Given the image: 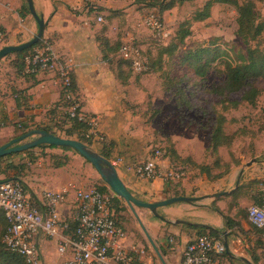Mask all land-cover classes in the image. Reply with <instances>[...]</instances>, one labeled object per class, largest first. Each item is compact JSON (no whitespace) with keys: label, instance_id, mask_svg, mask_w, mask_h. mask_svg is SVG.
<instances>
[{"label":"crops","instance_id":"crops-1","mask_svg":"<svg viewBox=\"0 0 264 264\" xmlns=\"http://www.w3.org/2000/svg\"><path fill=\"white\" fill-rule=\"evenodd\" d=\"M32 1L37 14L44 19L46 27L43 38L49 41L57 63H71L70 69L81 110L84 114L98 119L104 140L94 143L93 150L103 157H110L108 160L115 164L118 176L138 199L155 202L172 198L176 194L177 197L196 199L192 204L180 202L159 209L158 213L163 220L155 218L147 210L136 208L135 212L144 232L128 206L118 198L126 208V211L116 214L118 224L126 232L122 246L125 249L134 247L141 251L146 244L159 264H181L185 246L195 238V232L187 226H206L212 231L216 230L220 240L227 243L225 257H220L215 261L216 264H255L250 256L252 250L258 258L257 264H264V248L255 249L257 237L252 233L247 219V209L254 205L253 197L259 198L260 194L264 196V163L257 160V163L244 169L236 191L242 184L253 181L258 183L242 190L237 196L234 191L215 200L210 196L235 188L238 172L243 166H240L241 163L240 167L232 165L228 174L214 181L208 180L205 175L202 176L204 178H192L185 174L176 182H148L138 180L133 174L132 166L149 157L159 129L156 125H144L140 117L134 118L131 111L133 106L126 92L131 88L132 82L123 86L118 81L116 72L104 58L97 40L104 36L113 44L117 40L123 43L131 37L129 33H126L127 38L124 39L119 36L122 14L128 11L126 4L121 0L104 1L95 5L84 0ZM26 5L25 0H0V30L4 35L0 48L23 44L38 32L37 22L25 10ZM94 6L102 11L95 12L91 9ZM124 17L129 18L127 15ZM97 18H101V22H97ZM103 29L105 32L101 33ZM15 61L13 55L0 61V137L8 136L11 140L23 135L26 128L47 124L51 111L61 100V87L55 72L29 75L25 71V65L23 71L18 72ZM171 144L182 160L190 158L197 164L199 153H205L208 148L209 137L208 145L202 150H199V144L197 148L195 142V148L185 145L188 148L182 150L175 138H172ZM52 150L53 154L49 156L37 155L36 152L22 156L21 162L25 164V170L20 180L26 188L29 200L34 199V204L40 211L44 210V191L67 189L65 202L60 207V217L62 224L71 229L75 226L77 212L75 189H88L93 184L83 176L80 177L69 166V160L65 165L56 167L58 157L77 159L71 152ZM19 159L2 160L0 167L3 168L11 162L20 163ZM175 165L170 157H163L159 162L161 173L174 169ZM91 174L93 177V172ZM2 179L3 176L0 175V180ZM95 185L107 188L104 183L95 182ZM105 193H111L109 188ZM225 217L240 226L229 229ZM177 221L189 224H177ZM69 229L66 228L61 234L69 235ZM35 244L40 264H65L69 257L60 255L57 241L42 230L38 231Z\"/></svg>","mask_w":264,"mask_h":264},{"label":"rangeland","instance_id":"rangeland-1","mask_svg":"<svg viewBox=\"0 0 264 264\" xmlns=\"http://www.w3.org/2000/svg\"><path fill=\"white\" fill-rule=\"evenodd\" d=\"M121 1L126 4L128 11L122 14L119 36L124 39L127 38L126 33H129L128 35L131 36L130 39L133 40L140 55L142 53L143 56H146L142 58L144 65L141 73H135L131 66H129V70L127 69L131 74L132 86L126 92L133 106L131 111H133L134 118L140 117L144 125H156L159 129L157 140L153 142L150 153L154 148L164 151L166 146H172V138L178 140L182 150L188 148L184 147L185 145L198 148V144L201 146L199 150H202L204 146L208 145V137L215 121V115L222 113L227 120L225 126L227 133L240 132L242 129L244 134L236 137L229 150H220L221 159L228 163H230V159L238 160L241 163L240 166L251 159L264 163V78L254 82V86L261 90L254 108L240 104L236 110L230 109L224 112L219 103L220 100L209 93L212 85L225 79L224 64L226 62L233 66L240 64L237 56L244 52L243 46L235 35L238 28L236 8L230 4L213 2V0H186L182 5L163 14L162 24L167 37L161 36L160 39L144 24L145 17L150 13H155L154 9H149L144 4L137 3L136 0ZM210 1L212 4L208 10V17L204 21H195L194 15L202 12L206 3ZM255 4L260 17L264 19V0H255ZM125 15L129 18L126 19ZM184 30L188 31V36L184 39L183 44H179L180 33ZM171 44L177 45L171 56L161 53ZM203 49L210 50L215 59L213 65L207 70L205 78L202 79L195 75L184 58L188 53L192 55ZM158 55L162 60L159 71L156 61ZM151 64L152 66L155 64V66L150 69ZM166 87L169 90H166ZM230 99L232 101L239 100V95H232ZM32 139L29 137L14 146ZM193 140H195L196 146L193 145ZM10 141L11 138L8 136L0 137V145ZM52 151L54 150H42V152L35 150L33 152H36L37 155L49 156L53 154ZM72 154L77 159L70 158L69 166L77 171L80 177L88 179L94 185H91V188L96 186L95 182L104 183L89 163L81 156ZM199 154L200 158L197 159V164H212L213 159L210 155H206V152ZM20 157L17 156L13 159ZM197 164L194 166L183 165L177 168L181 169L186 177L204 178L202 177L204 173L199 172ZM88 170L93 172V177L90 172L88 173ZM211 171L214 175L223 170L217 168L211 169ZM4 225L5 221L0 214V246H2ZM143 250L144 261L147 264H159L153 254L149 252L146 244L143 246Z\"/></svg>","mask_w":264,"mask_h":264},{"label":"built area","instance_id":"built-area-1","mask_svg":"<svg viewBox=\"0 0 264 264\" xmlns=\"http://www.w3.org/2000/svg\"><path fill=\"white\" fill-rule=\"evenodd\" d=\"M95 5L112 0H84ZM97 18V22H101ZM144 24L160 39L167 37L160 17L156 13L148 14ZM162 36V37H161ZM4 35L0 30V45ZM131 37L120 46L119 55L123 60L130 61L135 73L143 70L144 62L138 48L134 46ZM25 71L28 74L40 72H55L64 91L68 104L67 115L88 126L87 137L102 142L103 135L99 129L96 117L88 116L81 110L78 99L70 92V62L60 65L51 46L33 50L23 58ZM163 153L154 148L149 157L132 166L131 170L140 181L162 180L176 182L185 175L180 170H167L161 173L159 162ZM113 164V163H112ZM115 166V164H113ZM67 189L60 191L46 190L42 194L44 210L40 211L30 203L24 188L18 183H0V210L3 213L7 227L2 243L11 252L25 258L27 264H40L35 238L39 230L57 241L58 253L69 255L65 264H147L144 261V250L134 247L125 249L122 241L126 238L125 230L114 219L111 200L114 194L103 193L95 188L75 189V231L69 235L61 232L67 227L62 224L60 207L65 202ZM248 221L257 229H264V207L250 206L247 209ZM225 251L222 240L210 235H202L188 242L185 246L181 264H216L213 255Z\"/></svg>","mask_w":264,"mask_h":264},{"label":"trees","instance_id":"trees-1","mask_svg":"<svg viewBox=\"0 0 264 264\" xmlns=\"http://www.w3.org/2000/svg\"><path fill=\"white\" fill-rule=\"evenodd\" d=\"M185 1L186 0H136L137 3L144 4L149 9H154L155 10L154 12L158 14L161 21L163 14L165 12H168L177 6L182 5L183 2ZM213 2L230 4L236 8L238 14V18H237L238 28L235 35L238 38L241 45L243 46L244 52L240 53L237 56L238 60L240 61V64L234 66L229 62H226L224 64L225 79L219 83L212 85L211 88L209 89V93L213 95L215 98L220 100L219 103L221 104L222 110L224 112L230 109L236 110L240 104H246L247 106L254 108L256 107L257 100L261 94V90H259L254 86V82L258 79L264 78V19L260 17L257 11L255 0H246L244 2H239L238 0H213ZM211 4L212 1L206 3L204 10L194 15V20L204 21V19L208 17V10ZM91 9H93L95 12L102 11L99 8H95V6ZM25 10L28 12L27 5L25 7ZM104 32L105 29H103L101 33ZM187 33H188L187 30H184L182 33H180L179 44H183L184 39L188 36ZM101 37H98L97 40L99 43V47L103 52L104 58L108 60L109 65L114 69V72H116V77L118 81L123 86H127L131 78V74L128 71L129 70L128 68L130 66V61L123 60L119 55V49L121 46L120 44L122 43L119 40H117L115 41V43L111 44V42L107 38H105L104 36L102 38ZM46 46H50V43L45 38H42L33 47L24 50L22 52L10 54L15 57L16 60L15 67L17 68V71L18 72L23 71V67H24L23 58L27 54H29L33 50L43 48ZM176 48H177L176 44H171L166 48H164L161 51V53H165L166 55L171 56L175 52ZM110 55L112 56L109 58ZM141 56L142 58L146 57L143 56L142 53ZM209 57L212 58L210 59ZM184 59L188 63L189 68H191L195 72V75L203 79L205 78V74L207 70L213 65V60L215 59V56L212 55V52L210 50L203 49L196 53H193L192 55L188 53L186 58ZM156 61H157V69L159 71V69H161L160 64L162 62L160 55H158ZM153 66H155V64ZM153 66L151 64L150 69L154 68ZM35 74L37 73H33L29 75H35ZM69 80H70V92L74 96V98L78 99V94H77L78 92L74 83L72 71H70ZM166 90H169V88L166 87ZM64 91L65 89L61 87V100L60 103L55 106L56 108L51 111L50 121L45 125L36 126L35 128L32 129L26 128V132H24L23 135L33 130H42L49 134H53L55 136H59V137L63 136L62 138H66V139L75 138V140L93 149L92 146L94 145V143H101V142L94 141L92 138L87 137L89 128L86 124H84L83 122H79L77 119H70L68 117L67 115L68 104L64 98L65 95ZM232 95H239V100L232 101L230 99V96ZM226 123L227 120L224 114L219 113L215 115V121L212 125L211 132L209 135V145L208 148L206 149V155L207 154L210 155V157H212L213 159V162L211 165L207 163H202L198 166L199 172L204 173L203 175H205L206 178L211 181L220 179L224 177L226 174H228L231 170L232 165L233 166L240 165L238 160L230 159V163H228V162H224L219 156L220 155L219 152L221 149L229 150L232 147L236 137L244 134V131L242 129L240 132L236 131L231 134L227 133L225 129ZM46 149H60L64 152H72L74 154H77L75 151L69 148H63V147L58 148L54 146L41 145L34 149H30L26 152L20 153V155L13 154L2 157L0 159V162L2 160L13 159L17 156H21V157L29 156L35 150H39L40 152H42V150H46ZM21 157L19 159L20 163L11 162L3 166V168L0 167V175L3 176V179L0 180V183L1 182L18 183L24 188L27 194L26 188L20 180L21 174L23 170H25L24 169L25 164L21 162L22 161ZM104 157H106L107 159L110 158L109 156L106 155ZM163 157H170V160L174 162V164H176L174 169L180 171L181 169L177 168L178 166L195 165V163L192 162L190 158H186L182 160L179 156H177L176 152L173 150L171 145L166 146L164 148ZM56 160H58L55 163L56 167H61L65 165L69 159L67 157H58L56 158ZM113 161H117V160H113ZM217 168L223 171L219 174L213 175L211 169H217ZM255 183L258 182L253 181V182H249L246 185L242 184L238 189V191H236L234 194L237 196L242 192V190L244 191L246 188H249L252 184ZM94 188L103 193L107 192L106 187H100L96 185ZM177 196H178L177 194L174 195V197ZM111 202H112V209L114 212V219L117 221L116 219L117 212L126 211V208L121 205L120 200L116 197H114L111 200ZM30 203L33 206L37 207V205L34 204V199H32V201L30 200ZM253 203L254 205L252 206L264 207V196L260 194L259 198H257L256 196L253 197ZM0 214L2 216L3 221H5L1 210H0ZM224 220L227 226L229 227V229L233 230L235 227L240 226L239 223L233 221L228 217H225ZM75 226L72 227L71 229H69V226L67 227V230L68 229L70 230L68 232L69 234H72L75 231ZM6 227L7 224L5 221V225H4L5 229L3 230L2 238L5 233ZM187 228L195 232L194 239H196L199 236L207 234L220 240V236L215 231H212L209 228L200 227V226H187ZM250 228L252 230V233L257 237L255 242L257 247H255V249L258 247H261V249H263L264 229H257L251 224H250ZM225 255L226 252L224 251L220 255H213V259L217 261L219 260L220 257H225ZM250 256L252 258V261L255 264H257L258 258L253 252V250L252 252H250ZM0 264H27V263L24 257L11 252L2 243V246H0Z\"/></svg>","mask_w":264,"mask_h":264},{"label":"water","instance_id":"water-1","mask_svg":"<svg viewBox=\"0 0 264 264\" xmlns=\"http://www.w3.org/2000/svg\"><path fill=\"white\" fill-rule=\"evenodd\" d=\"M25 1H26L30 15L37 22L38 32L36 33V35L33 36L31 40L23 44H20L18 46H5L1 48L0 49V61L10 54L22 52L24 50H27L33 47L43 38L44 30L46 27L44 23V19L41 15L37 14L32 0H25ZM29 137H32L33 139L23 144L14 146L15 144L22 142L23 140H26ZM41 145L54 146L58 148L59 147L69 148L75 151L78 155H80L84 160H86L95 169V171L98 173V175L100 176L101 180L105 183L107 188H109V190L117 198L121 199L128 206V208L130 209V211L132 212V214L134 215V217L136 218V220L138 221L140 225H141L140 220L135 212L136 208L147 210L155 218L163 220V218L158 213L159 209L170 206L172 204L180 203V202L192 204L194 200H196L195 198H187V197H172V198L155 201V202L144 201V200L138 199L132 195V193L127 189L125 184L122 182V180L118 176L115 166L112 164L111 161H109L105 157L95 152L90 147L80 143L79 141L75 139L62 138L59 136H55L53 134H49L42 130L30 131L18 138L11 140L10 142L4 144L3 146H0V159L8 155L20 154V153L26 152L30 149L36 148ZM257 162L258 161L256 159H252L240 168L237 179H236L235 188L233 190L221 191V192L215 193L212 196H210V198L214 200L219 199L223 196H227L233 193L234 191H236L239 186V181H240V177H241L243 170ZM176 223L177 224H189L183 221H177ZM195 226H198V225H195ZM200 227H206V226H200ZM206 228H209V227H206ZM142 229L144 230L143 226H142ZM223 244L225 246V249H227V243L223 242Z\"/></svg>","mask_w":264,"mask_h":264}]
</instances>
